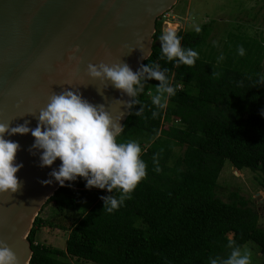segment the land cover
Listing matches in <instances>:
<instances>
[{"label":"trees","instance_id":"16d2710c","mask_svg":"<svg viewBox=\"0 0 264 264\" xmlns=\"http://www.w3.org/2000/svg\"><path fill=\"white\" fill-rule=\"evenodd\" d=\"M200 28L199 33L176 32L182 47H192L199 59L194 66L175 67V60L160 59L161 22H154L150 54L141 65L159 63L180 88L167 108L157 109L151 95L160 82L147 80L138 97L142 115L133 114L140 105L129 109L118 137L140 143L146 178L112 213L103 212L101 197H118L119 190L89 189L82 177L65 181L41 208L50 204L67 226L36 215L26 236L28 264H209V257L229 255V241L241 247L253 243L264 264V228L256 205L218 183L225 162L236 171L255 173L264 206V85L259 82L264 43L245 37V58L251 61H235L232 54H206L207 27ZM154 111L159 112L155 118ZM157 166L161 171L154 170ZM82 201L88 208L79 211ZM44 227L66 231L62 248L36 240Z\"/></svg>","mask_w":264,"mask_h":264},{"label":"water","instance_id":"95a60500","mask_svg":"<svg viewBox=\"0 0 264 264\" xmlns=\"http://www.w3.org/2000/svg\"><path fill=\"white\" fill-rule=\"evenodd\" d=\"M175 2L0 0V122L11 127L28 122L34 129L51 95L67 89L78 90L93 105H105L114 119L124 114L122 124L129 108L119 100L130 102L131 97L110 81L92 79L87 66L124 62L139 71L150 54L156 18ZM77 47L79 52L73 53ZM5 139L21 146L15 162L23 167L17 173L20 190L0 194V241L9 245L19 264H28L26 236L41 206L60 186L50 173L62 162L41 167L42 152L32 148L31 133ZM46 180L52 183H41Z\"/></svg>","mask_w":264,"mask_h":264},{"label":"clouds","instance_id":"9594fccd","mask_svg":"<svg viewBox=\"0 0 264 264\" xmlns=\"http://www.w3.org/2000/svg\"><path fill=\"white\" fill-rule=\"evenodd\" d=\"M195 31L199 33L201 28L196 26ZM158 39L161 43L160 59L166 58L169 62L175 60V67L181 64L194 66L199 59L198 52L192 47H182V38L176 31L162 32ZM79 50L77 47L73 49V53ZM238 54L245 55L242 45L238 47ZM74 58V55L69 56L70 60ZM220 59L222 60L223 56ZM87 69L92 79L110 81L117 90L132 97V102L119 101L129 109L140 105L141 110L133 113L137 117L143 113V106L138 97L144 92L147 80L160 82L155 86L156 94H150L151 102L157 109L167 108L168 99L180 88L179 84H172L167 75L169 70L162 69L156 62L141 65L140 70L136 72L124 62L111 65L89 63ZM259 82L264 85V77H260ZM123 115L114 119L105 105H93L85 100L78 90L66 89L60 94L51 95L47 106L39 111V123L36 128H30L28 122L16 127L0 122V194L16 193L20 190L21 182L17 173L23 167L15 162L21 146L5 139V135L31 133L35 138L32 148L42 152L41 167H51L57 159L62 162L58 170L54 169L50 173L61 186H64L65 181H75L82 177L89 189H107L110 193L114 189L119 190L118 197H101L105 205L103 212L112 213L118 210L131 198L130 194L147 176V164L141 158L140 143L134 140L118 141L124 131L121 124ZM158 115V111L153 112L154 118ZM153 159L155 163L156 158ZM154 170L161 171L158 166ZM41 183L47 185L52 181ZM228 247L231 252L226 258L209 257V264H252V254L247 246H234L229 241ZM0 264H19L16 254L3 241H0Z\"/></svg>","mask_w":264,"mask_h":264},{"label":"rangeland","instance_id":"374dc122","mask_svg":"<svg viewBox=\"0 0 264 264\" xmlns=\"http://www.w3.org/2000/svg\"><path fill=\"white\" fill-rule=\"evenodd\" d=\"M264 13V0H176L172 8L163 16L156 19L161 22V30L165 32L191 31L196 26L205 25L207 35L202 47L207 54L211 52L215 56H229L232 54L235 61L251 58L238 54V46L247 45V39L262 38L264 43V24L262 16ZM164 25L162 22H165ZM163 24V25H162ZM246 53V52H245ZM248 54V53H247ZM264 73V54L261 62ZM255 173L247 171H236L227 162L224 163L218 177V183L226 190L238 191L243 198H251L257 207L259 225L264 228V206L262 205V192L254 181ZM258 193V195H256ZM226 192H222L220 198L226 200ZM88 208V203L80 202L79 211ZM44 221L57 225L67 226V222L55 214L53 207L48 204L37 213ZM230 235H228L229 237ZM66 238V231L57 227H44L37 231L36 240L45 245L62 248ZM251 252L252 264H260L261 256L256 245L247 242Z\"/></svg>","mask_w":264,"mask_h":264},{"label":"built area","instance_id":"2783aa9c","mask_svg":"<svg viewBox=\"0 0 264 264\" xmlns=\"http://www.w3.org/2000/svg\"><path fill=\"white\" fill-rule=\"evenodd\" d=\"M161 16H163V15H161ZM163 24H166V21L165 22H162Z\"/></svg>","mask_w":264,"mask_h":264}]
</instances>
